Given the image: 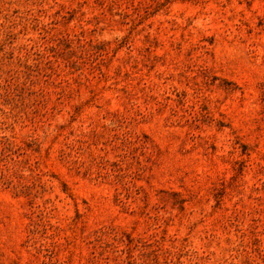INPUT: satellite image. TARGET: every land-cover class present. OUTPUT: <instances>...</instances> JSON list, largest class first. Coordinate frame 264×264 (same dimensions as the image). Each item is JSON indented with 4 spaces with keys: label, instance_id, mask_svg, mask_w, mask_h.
<instances>
[{
    "label": "rangeland",
    "instance_id": "obj_1",
    "mask_svg": "<svg viewBox=\"0 0 264 264\" xmlns=\"http://www.w3.org/2000/svg\"><path fill=\"white\" fill-rule=\"evenodd\" d=\"M0 264H264V0H0Z\"/></svg>",
    "mask_w": 264,
    "mask_h": 264
}]
</instances>
